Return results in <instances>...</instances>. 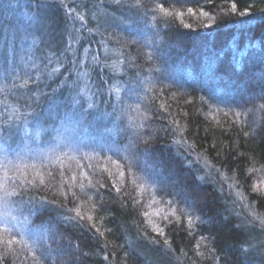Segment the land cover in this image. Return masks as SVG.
<instances>
[{
    "label": "trees",
    "instance_id": "16d2710c",
    "mask_svg": "<svg viewBox=\"0 0 264 264\" xmlns=\"http://www.w3.org/2000/svg\"><path fill=\"white\" fill-rule=\"evenodd\" d=\"M135 2L136 0H126L125 6L118 7L113 0H64L63 5L58 4L54 12L47 13L46 27L38 30L35 25L29 27V18L36 13V0H0V44L13 35L17 37L15 65L11 64V58L7 66L0 59V83L4 81L7 69L8 83L11 84L15 79L17 85H23L7 93L0 92V113H4L6 109L27 112L30 109L25 105L32 102L30 97L34 92L51 94L52 89L58 86L59 103L71 106L74 99L83 103L85 98L80 96V91L85 83L90 94L95 93L97 86H100L103 94L96 99L101 101L110 99L107 90L111 86V100L115 102V89L138 74L141 87L139 96L135 99L141 105L140 111L153 117L149 123L154 129L171 130L161 131L156 145L165 150V158L173 154L167 151L170 142L179 140L183 135L187 143L195 145V150L188 157L189 162L194 168L202 169L199 174L205 176L210 191L221 198L218 203L225 205L237 222L245 217L251 220L250 213L253 210L256 215L264 217V196H258L252 191L253 185H259L264 190V141L260 139L257 125L251 124L253 120L259 122L264 113L253 112L247 116L251 127L242 125L239 121L234 124L236 117L231 114L226 117L223 114L228 111V104H231L233 111H239L235 107L237 103L253 108L254 104L264 102L253 99L260 93L259 77L264 71V56L258 54L264 31L256 28L261 23L260 17L264 15V0H212L211 4L206 0H156L155 3L153 0H146L147 4L156 9V21L170 20L171 28L154 21L151 11L145 16L143 11L137 13L127 7V3ZM160 3H163V9L159 7ZM233 3L237 4L235 13L232 12ZM190 7L193 9L192 14L187 11ZM201 11H207L209 15H200ZM244 11L256 19L248 24L242 23L248 19V16L239 15ZM80 16L84 19H79ZM209 23L213 24L210 33L203 27ZM184 24H191V29L184 28ZM250 28L255 31H248ZM85 46L88 47L87 53L84 52ZM252 47L257 54L248 56ZM148 53L152 56L150 60H146ZM93 56L98 57L99 65L92 64ZM216 57L223 62L216 66L221 67L222 72H227V75L209 80L205 66L210 59ZM245 57L247 71L240 76L232 74L229 66L235 65L238 71H242ZM81 60L84 63L79 69L73 66V61L79 63ZM105 64L107 68L104 67ZM13 68L15 75L11 74ZM83 70L88 71L87 77L77 75L78 71ZM113 73L116 78L110 80ZM121 73L126 75H120ZM37 77L38 89L34 82ZM217 88L226 91L222 100H209L212 106L210 111L208 105L201 104V99L207 100L210 96L220 95L214 91ZM41 100H44L43 96ZM126 103L135 107L133 100H126ZM101 107L105 105L101 104ZM69 110L70 108H61L60 114ZM108 110L111 111V108ZM140 118L137 112L129 111L125 116V123L128 119ZM51 124L50 120H42L29 128L30 132L43 135L36 140L41 147L48 145L52 139V134L45 131ZM252 128H256L257 135H245ZM22 135L13 134L9 139L8 143L13 149L21 146ZM125 143L126 139L119 147L123 148ZM171 147L174 151L177 146ZM197 154L200 157L198 161ZM73 155L76 156L75 159H63V166L79 173V166L84 165L82 170L88 176L81 179L89 194L95 191L94 188L87 187L91 180L97 188L101 183L106 186L100 189L106 197L109 191L116 197L111 184L113 180L119 183V178L109 177L106 172L89 168V164L96 165L97 168L103 167L108 164L107 160L103 157L80 160L76 154ZM205 161L220 169V174L203 167ZM13 163L19 166L21 172L28 165L29 176L34 175L31 165L35 164L37 169L45 172L46 182L50 179L39 161H25L21 158L19 162ZM111 171L115 173L116 169L113 167ZM8 174L17 175L15 169ZM52 185L51 192L41 189L32 194L46 195L48 199L66 203L62 198L65 190L62 180L57 178L52 181ZM75 190L80 192L78 186ZM150 191L151 189L145 191L142 188L133 190L129 185L127 191L122 192L118 198L126 207H121L118 202L106 201V206L112 209L110 212H91V200L88 196H81L79 202L83 205L84 212L94 217L91 223H95L104 232V236L98 239L94 237L95 229H91V223L86 218L81 222V227H75L58 222L57 212L51 207L37 215L28 216L27 207L11 204L14 215L21 220L28 217L27 228H47L49 231L44 232L39 244H34L25 235L24 243L13 245L3 264H68L70 252H76L80 264H212L204 242H201L199 250L204 255H197L195 244L201 233L198 232L196 237H188L183 223L165 228L171 246V252L167 255L163 249L144 239L147 233L149 237L162 242V238L156 236L147 224L146 218L140 215L141 211L152 214L160 208L159 205H151L148 198ZM133 197L137 200L144 199L142 209L139 206L133 208ZM14 199L18 201L19 197ZM148 219L159 223V219L153 215ZM106 229H111V232ZM16 239L21 240V236L17 235ZM69 241L79 244V250L69 248ZM241 243L244 252L237 250ZM228 244L225 256L228 264H264V230L260 228L259 221H256L254 227L249 225L238 240L230 238ZM4 251L3 246H0V253ZM105 255L108 256V261L103 260ZM220 264H224V260Z\"/></svg>",
    "mask_w": 264,
    "mask_h": 264
},
{
    "label": "snow or ice",
    "instance_id": "6c2138e0",
    "mask_svg": "<svg viewBox=\"0 0 264 264\" xmlns=\"http://www.w3.org/2000/svg\"><path fill=\"white\" fill-rule=\"evenodd\" d=\"M63 2L64 0H50V2H47V0H44V2L36 0V13L33 17L29 18V27L35 25L38 30L44 29L48 19L47 13L49 11L54 12L58 4L63 5ZM155 2L156 0H153V3ZM177 2H182V0H177ZM206 2L211 4L212 0H206ZM113 3L118 7H122L125 6L126 0H113ZM127 7L135 10L137 13L143 11L145 16L151 11L152 19L156 21V9L147 4L146 0H136L135 3H127ZM159 7L163 9V3H160ZM236 10L237 4L233 3L232 12L235 13ZM187 11L189 14L193 13L191 7ZM71 14L70 10L69 15ZM200 15L208 16L209 13L201 11ZM239 15L248 16V13L244 11L240 12ZM260 18L261 23L257 24L256 28L264 31V15ZM79 19L83 20L84 17L80 16ZM255 19V17L248 16V19L242 23L248 24ZM156 22L163 23L168 28L172 27L170 20ZM183 27L191 29L192 26L191 24H184ZM203 27L210 33L213 24H205ZM247 30L255 31V29L251 28ZM207 34L204 37L205 39L207 38ZM180 35L182 36L181 33ZM241 35L243 36V32ZM16 39L17 37L13 35L11 38H6L0 44V59L4 61L6 66L9 65L10 58L12 65L16 63ZM255 39L256 37L254 36L253 40ZM70 49L71 44L69 43ZM84 52H88L87 46H85ZM254 54L257 53L255 52V48L252 47L248 51V56ZM258 54L264 56V39H260V52ZM151 58V53H148L146 60H150ZM246 59L245 57L242 71H238L235 65L229 66L232 74L240 76L247 71ZM51 62V59H49V63ZM83 63V60L79 63L73 61V66L79 69ZM99 63L98 57L93 56L92 64L99 65ZM217 63L223 64L216 57L210 59L209 63L205 66L209 80H214L221 75H227V72H222L221 67L216 66ZM104 67L107 68L108 66L105 64ZM11 74L15 75L14 68ZM77 75L87 77L89 73L87 70H83L78 71ZM120 75H126V73H121ZM115 78V73L109 77L110 80ZM8 79L9 73L6 69L4 81L0 83V92L7 93L17 87H23V85H17L15 79L9 84ZM38 81L39 77L34 81L36 82L37 89L39 88ZM102 83L106 82L102 81ZM258 86L260 93L253 99L264 101V71H262L259 77ZM140 87V78L136 74L126 80L122 87L115 89V102H112L111 86L107 90L110 99L101 101L96 99V97L103 94L100 86H97L95 93L90 94L88 85L85 83V87L80 91V96L85 98L84 102L82 103L81 100L74 99L73 104L69 106L58 102V86V88L52 89L51 94L34 92L32 97H30L32 102L25 105V107L30 109L27 112H20L18 109H6L4 113H0V171H2V176H0V206L3 207V211H0V246H3L5 249L4 252L0 253V264H3L8 252L12 251L13 245L24 243L23 237L25 235L34 244H39L43 240L44 232L49 231L47 228L43 230L40 228H27L29 223L28 217L21 220L14 215L11 204H22L27 207L28 216L37 215L51 207L52 210L57 212L58 222L81 227V222L85 218L90 223L94 219L93 215H86L84 212L83 205L79 202L81 196H88V199L91 200V212H110L112 209L106 206V201L111 203L118 202L121 207H126L123 201L118 198L122 192L127 191L129 185H131L133 190L142 188L148 191L151 189L148 193L151 205L160 206L159 210L155 213L150 214L149 211H141L140 215L146 218L147 224L151 226L156 236L162 238V242L159 239L149 237L147 233H145L144 239L149 244L163 249L165 255L171 252L170 241L165 233V228L169 225L183 223L184 232L188 237H196L198 232L201 233L196 239L195 244L197 255H204L199 251L201 242H204V246L207 248L209 254L208 258L212 261V264H220L221 260H224V264H228V261L225 259L229 248L228 240L230 238L233 240L241 238L242 233L249 225L254 227L256 221H259L260 228L264 230V217L256 215L254 210L250 213L252 216L251 220L245 217L237 222L232 212L222 203H218L221 198L215 196L210 191L205 176L199 174L202 169L194 168L192 163L189 162L188 157L195 150V145L187 143L183 135H181L179 140L174 139L170 142L167 151L173 154L167 159L165 158V150L157 148L156 145L159 143L158 137L160 132H169L171 130L154 129L149 123L153 117L140 111L141 105L135 99L139 96ZM214 91L220 93V95L210 96L207 100L201 99V104L208 105L210 111L212 110V106L209 104V100H222L226 89L217 88ZM237 91L243 92L241 89H237ZM121 93H123V96H121ZM41 96L44 97L43 101L41 100ZM126 100H133L135 107L132 104H127ZM101 104L105 105V107H101ZM226 107H228V111L223 113L226 117L229 114L236 117V120L233 121L234 124L239 121L240 124L248 125L249 127H251V124L257 125L260 139L264 141V117H260L259 122L253 120L251 124L247 120V116L253 112L264 113V102L258 105L254 104L253 108H247L244 104L237 103L235 107L240 109L239 111H233L231 104L226 105ZM61 108H70V110L65 111L61 115ZM108 108H111V111ZM218 110L223 111L222 109ZM129 111L137 112L141 118L139 120L128 119L127 123H125V116ZM42 120L52 121L49 128L45 130L52 134V139L45 147H41L40 144L36 143L39 134L29 131L32 125L39 124ZM57 120H59V123H56ZM18 133L23 134L21 146L13 149L8 141L13 134ZM245 135H257L256 128H252L251 132H246ZM125 139L127 143L124 144L123 148L119 147ZM171 145L177 146L174 151ZM73 154H76L80 160H91L93 157H103L107 160L108 164L103 167L97 168L96 165L89 164V168L98 170L101 173L106 172L109 177L116 176L119 178V183L113 180L111 184V189H114L117 194L116 197L112 196L111 191L108 192L106 197L100 191V189L106 186L101 183L97 188L91 180H89L87 187L94 188L95 191L89 194L86 191V185L81 179L88 176V173L82 170L84 165L81 164L79 166L81 169L79 173L65 169L63 166V159L76 158ZM24 157L39 161L41 167L47 170L46 175L50 179L46 182L44 178L45 172L37 169L35 164L31 165L34 175L29 176L27 172L28 165H25V170L21 172L19 166L15 165L13 161ZM196 159L197 161L200 159L199 154H197ZM113 167L116 169L115 173L111 171ZM203 167L215 171L218 175L220 174V169L216 168L213 164H209L208 161L204 162ZM13 169H15L17 175L10 176L8 173ZM65 176H67V179H65ZM57 178L62 180V187L65 189L62 193V198L66 203H62L57 199H48L46 195L37 196L32 194L33 192H39L41 189H47L51 192L53 188L52 181H55ZM10 185L11 190H9ZM77 186L80 192L75 190ZM220 190L222 191L223 189ZM252 191L257 193L258 196H264V190L259 185H253ZM53 195H56V193L53 192ZM15 197H19V200H15ZM144 203L143 198L140 200L132 198L133 208L139 206L142 209ZM69 204L72 206L70 207ZM150 215L157 217L159 223L148 219ZM91 229H95L93 235L97 239L104 236V232L96 227L95 223H91ZM106 230L111 232V229ZM17 235L21 236V240L16 239ZM68 243L69 248L79 250V244H72L71 241ZM104 247L106 248L107 244ZM237 250L244 252L242 243ZM103 260L108 261V256L105 255ZM68 264H80L79 259L76 257V252H70Z\"/></svg>",
    "mask_w": 264,
    "mask_h": 264
},
{
    "label": "rangeland",
    "instance_id": "374dc122",
    "mask_svg": "<svg viewBox=\"0 0 264 264\" xmlns=\"http://www.w3.org/2000/svg\"><path fill=\"white\" fill-rule=\"evenodd\" d=\"M34 134H36V133H34ZM41 136H43V135H39L38 138H40ZM23 160L29 161L30 159H28L27 157H24ZM19 161H20V159H16L13 162H19ZM11 209H12V207H11ZM0 211H3V207L2 206H0ZM13 214H14V212H13Z\"/></svg>",
    "mask_w": 264,
    "mask_h": 264
}]
</instances>
